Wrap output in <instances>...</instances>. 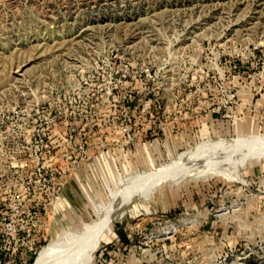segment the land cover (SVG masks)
<instances>
[{"label": "rangeland", "instance_id": "obj_1", "mask_svg": "<svg viewBox=\"0 0 264 264\" xmlns=\"http://www.w3.org/2000/svg\"><path fill=\"white\" fill-rule=\"evenodd\" d=\"M222 144L228 177L127 203L140 177ZM121 197L89 264H264V0H0V230L37 238L32 255L0 243L1 264Z\"/></svg>", "mask_w": 264, "mask_h": 264}, {"label": "bare ground", "instance_id": "obj_2", "mask_svg": "<svg viewBox=\"0 0 264 264\" xmlns=\"http://www.w3.org/2000/svg\"><path fill=\"white\" fill-rule=\"evenodd\" d=\"M208 148H210L209 153H207ZM213 151H223L228 155L223 160L200 161L205 156L213 154ZM230 170L231 145L203 147L191 152L188 165L177 164L171 170L157 169L140 177L142 185L138 187V192L134 194L133 200L128 198L127 203L141 199L163 181L172 179L177 181L184 179L202 180L213 176L228 177ZM120 202L123 203L118 208L97 222L85 226L80 232L73 233L67 238L59 237L56 242L54 241L44 248L32 264H89L100 243L106 239L113 222L120 220L124 215L126 202L122 200V197Z\"/></svg>", "mask_w": 264, "mask_h": 264}, {"label": "built area", "instance_id": "obj_3", "mask_svg": "<svg viewBox=\"0 0 264 264\" xmlns=\"http://www.w3.org/2000/svg\"><path fill=\"white\" fill-rule=\"evenodd\" d=\"M24 212V211H23ZM34 217L37 218L39 215V209L33 212ZM9 224H4L3 230H0V243H3L4 246L9 245V249L11 245L17 246L21 252L27 254H34L37 251L36 240L37 238H33L31 233V228H25V224L19 227H12ZM33 226V225H32ZM14 249V248H13ZM2 254L0 253V256ZM0 264H1V257H0Z\"/></svg>", "mask_w": 264, "mask_h": 264}, {"label": "crops", "instance_id": "obj_4", "mask_svg": "<svg viewBox=\"0 0 264 264\" xmlns=\"http://www.w3.org/2000/svg\"><path fill=\"white\" fill-rule=\"evenodd\" d=\"M203 130V129H202ZM203 133H202V135H204V131H202ZM187 137V136H186ZM180 140V138H177V141H179ZM182 141V139L180 140V142Z\"/></svg>", "mask_w": 264, "mask_h": 264}]
</instances>
